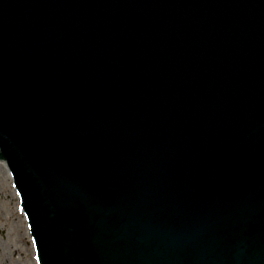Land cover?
Here are the masks:
<instances>
[{
    "label": "water",
    "instance_id": "1",
    "mask_svg": "<svg viewBox=\"0 0 264 264\" xmlns=\"http://www.w3.org/2000/svg\"><path fill=\"white\" fill-rule=\"evenodd\" d=\"M0 160L35 264H264V0H0Z\"/></svg>",
    "mask_w": 264,
    "mask_h": 264
},
{
    "label": "rangeland",
    "instance_id": "2",
    "mask_svg": "<svg viewBox=\"0 0 264 264\" xmlns=\"http://www.w3.org/2000/svg\"><path fill=\"white\" fill-rule=\"evenodd\" d=\"M18 211L17 191L0 162V264H35V248Z\"/></svg>",
    "mask_w": 264,
    "mask_h": 264
}]
</instances>
